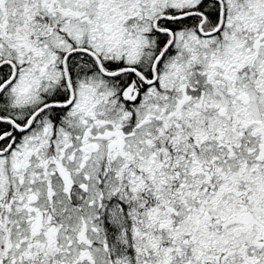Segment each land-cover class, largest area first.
<instances>
[{"label": "snow or ice", "instance_id": "1", "mask_svg": "<svg viewBox=\"0 0 264 264\" xmlns=\"http://www.w3.org/2000/svg\"><path fill=\"white\" fill-rule=\"evenodd\" d=\"M0 264H264V0H0Z\"/></svg>", "mask_w": 264, "mask_h": 264}]
</instances>
